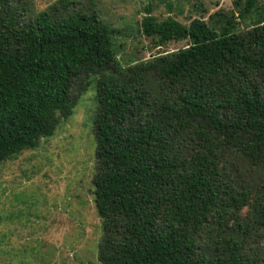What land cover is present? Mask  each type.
<instances>
[{
	"label": "trees",
	"instance_id": "16d2710c",
	"mask_svg": "<svg viewBox=\"0 0 264 264\" xmlns=\"http://www.w3.org/2000/svg\"><path fill=\"white\" fill-rule=\"evenodd\" d=\"M154 1L139 32L188 45L125 67L96 11L0 0V163L54 136L95 79L97 264H264L259 0L189 24ZM157 1L173 13L182 0Z\"/></svg>",
	"mask_w": 264,
	"mask_h": 264
},
{
	"label": "rangeland",
	"instance_id": "374dc122",
	"mask_svg": "<svg viewBox=\"0 0 264 264\" xmlns=\"http://www.w3.org/2000/svg\"><path fill=\"white\" fill-rule=\"evenodd\" d=\"M59 0H34L41 12ZM119 34L114 48L123 66L185 48L187 41L157 47L139 32L144 6L153 0H70ZM175 1V0H170ZM202 7H192L200 5ZM250 21L264 17V0ZM154 15L189 24L219 11L239 14L235 0H182L169 13L154 1ZM248 21V23H250ZM251 26L239 24L236 31ZM98 108L95 79L63 119L54 136L42 138L35 149L0 163V264H97L102 222L97 215L93 180L96 175L94 123Z\"/></svg>",
	"mask_w": 264,
	"mask_h": 264
}]
</instances>
